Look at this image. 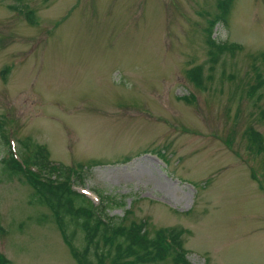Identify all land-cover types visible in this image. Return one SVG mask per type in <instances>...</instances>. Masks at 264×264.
Wrapping results in <instances>:
<instances>
[{
    "label": "rangeland",
    "instance_id": "rangeland-1",
    "mask_svg": "<svg viewBox=\"0 0 264 264\" xmlns=\"http://www.w3.org/2000/svg\"><path fill=\"white\" fill-rule=\"evenodd\" d=\"M258 73L264 0H0V253L78 264L33 187L3 173L5 134L24 162L39 146L81 168L74 188L109 196L116 221L176 230L190 264H264Z\"/></svg>",
    "mask_w": 264,
    "mask_h": 264
},
{
    "label": "trees",
    "instance_id": "trees-1",
    "mask_svg": "<svg viewBox=\"0 0 264 264\" xmlns=\"http://www.w3.org/2000/svg\"><path fill=\"white\" fill-rule=\"evenodd\" d=\"M214 23L215 21L211 22V28ZM219 48L222 50L224 44ZM196 68L190 71L191 75L198 74ZM198 82L203 85L202 80ZM259 88L264 89V75L261 73H258V81L254 86V89ZM251 135V148L263 149L264 136L256 130ZM3 162L5 175L9 178L16 176L33 187L31 203L37 201L40 206H47L51 210L54 221L78 264H104L105 260L111 264H154L168 257L177 260L183 255L185 249L181 235L176 230L168 227L158 229L154 235H150L147 227L143 226L146 220L131 221L129 224L124 223L125 218L116 221L114 216L106 212L108 204L105 203V198H110L109 196L97 191L102 203L96 205L86 194L73 187L69 175L71 169L63 164H54L44 157L41 150L34 154L31 163L37 166V170L30 166L24 167L11 149ZM69 222L74 234L75 230L83 233V249H79L67 234ZM183 261L190 264L185 258ZM0 264H10V260L1 253Z\"/></svg>",
    "mask_w": 264,
    "mask_h": 264
}]
</instances>
